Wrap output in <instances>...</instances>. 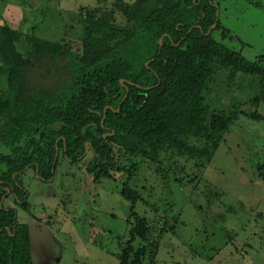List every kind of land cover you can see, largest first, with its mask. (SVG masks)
Masks as SVG:
<instances>
[{
	"label": "trees",
	"instance_id": "16d2710c",
	"mask_svg": "<svg viewBox=\"0 0 264 264\" xmlns=\"http://www.w3.org/2000/svg\"><path fill=\"white\" fill-rule=\"evenodd\" d=\"M217 1L115 0V11L131 28L117 26L114 11H89L76 51L66 37L53 43L36 38L37 26L25 33L0 22V73L6 76L0 84V146L9 151L0 153V264H33L29 226L18 222L15 209L1 207L5 188L14 187L21 208L29 211L21 175L30 169L53 181L60 155L81 163L86 144L94 183L113 179V173L127 175L121 195L131 202L135 222L119 264H144L146 258L157 264L169 222L154 239L156 232L135 213L142 196L131 181L146 165L169 187L176 158L193 161L200 170L210 165L235 122L208 104L218 71H229L230 80L238 74L256 78L250 99L264 103V63L247 60L216 38L228 35L216 15ZM21 22L25 25L26 15ZM24 45L49 56L33 69L21 52ZM61 53L70 60L71 74L60 85L63 74L55 64ZM258 170L264 182V165ZM137 240L145 245L137 248Z\"/></svg>",
	"mask_w": 264,
	"mask_h": 264
},
{
	"label": "rangeland",
	"instance_id": "374dc122",
	"mask_svg": "<svg viewBox=\"0 0 264 264\" xmlns=\"http://www.w3.org/2000/svg\"><path fill=\"white\" fill-rule=\"evenodd\" d=\"M114 1L0 0V22L22 27L25 33L37 26L36 38L53 43L66 37L76 51L81 49L82 20L89 11H114L116 25L131 28L115 11ZM135 1L123 0L129 5ZM217 5L216 15L228 35L216 33V38L247 60L264 63V0H218ZM21 50L33 69L49 56L26 45ZM69 63L59 54L55 65L63 74L60 85L69 82ZM228 76L229 71H218L206 96L213 109L235 117L210 165L200 170L193 161L176 158V176L169 187L146 165L138 180L131 181L142 196L135 213L156 232L154 239L164 221L169 222L157 264H264V182L258 170L264 165V103L250 99L257 91L256 78ZM0 84H6L1 73ZM0 153L9 151L0 146ZM91 159L88 152L83 162L72 164L60 155L49 182L34 170L22 174L29 211L12 198L6 201V207L17 210L18 222L29 226L33 264H119L135 222L131 202L121 195L127 175L113 173V179L94 183L87 170ZM144 245L135 243L137 248ZM144 264H149L147 258Z\"/></svg>",
	"mask_w": 264,
	"mask_h": 264
},
{
	"label": "flooded vegetation",
	"instance_id": "af4514ba",
	"mask_svg": "<svg viewBox=\"0 0 264 264\" xmlns=\"http://www.w3.org/2000/svg\"><path fill=\"white\" fill-rule=\"evenodd\" d=\"M59 151V150H58ZM57 151V154L59 153ZM88 153V152H87ZM87 155V154H86ZM30 170V169H29ZM29 170H27V171H29ZM27 171L25 172V173H27ZM37 172H38V170H37ZM24 173V174H25ZM23 174V175H24ZM40 177V176H39ZM42 180H44L45 181V179H43L42 177H40ZM20 185H21V183H20V181L18 182ZM21 188H23L24 189V191H26L27 193H28V191L21 185ZM6 189V191H7V194L5 195V197L3 198V202H2V205H1V207L2 206H4L6 209H14V208H9V207H6L5 206V203H6V201L7 200H9L10 198H12V201L17 205V206H19V207H21L20 205H22L23 204V202H20L16 197H15V193H14V187H7V188H5ZM28 199H29V197H28ZM17 202V203H16ZM16 210V209H15ZM17 211V210H16Z\"/></svg>",
	"mask_w": 264,
	"mask_h": 264
},
{
	"label": "water",
	"instance_id": "95a60500",
	"mask_svg": "<svg viewBox=\"0 0 264 264\" xmlns=\"http://www.w3.org/2000/svg\"><path fill=\"white\" fill-rule=\"evenodd\" d=\"M213 27H215V26H213ZM209 33H210V32H209ZM162 42H163V39H161V41H160V44H161V45H162ZM121 82L123 83V81H121ZM106 111H107V109H105V115H104L103 121H104V119H105V117H106ZM119 111H120V107H119V109H118L116 112L118 113ZM103 121H102V122H103ZM42 140H43V132H41V134H40V138H39L38 146L41 145ZM28 145H29V142H27V143L24 145L21 154H24V153H25V151L27 150ZM57 151H58V147H57ZM87 152H88V144H86V153H85V155L87 154Z\"/></svg>",
	"mask_w": 264,
	"mask_h": 264
}]
</instances>
